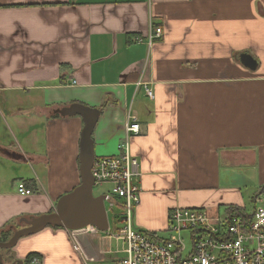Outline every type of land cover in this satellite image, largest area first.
<instances>
[{"label":"crops","instance_id":"crops-1","mask_svg":"<svg viewBox=\"0 0 264 264\" xmlns=\"http://www.w3.org/2000/svg\"><path fill=\"white\" fill-rule=\"evenodd\" d=\"M158 27L151 47L136 42ZM75 103L102 109L96 158L118 156L139 118L138 230L167 238L176 208L252 215L264 201V0H0V242L81 184L84 121L55 114ZM110 234L48 227L0 264H115L124 249Z\"/></svg>","mask_w":264,"mask_h":264},{"label":"built area","instance_id":"built-area-1","mask_svg":"<svg viewBox=\"0 0 264 264\" xmlns=\"http://www.w3.org/2000/svg\"><path fill=\"white\" fill-rule=\"evenodd\" d=\"M162 36L163 29L158 27L146 38L137 37L136 42L151 47ZM147 95L154 99V93L148 88ZM125 132L119 155L96 158L92 168L94 187L109 186L107 202L111 210L119 207L122 211V227L107 231H111V239L125 245L124 257L115 264H264V201L261 197L255 200L250 220L238 214L220 217L204 209L176 208L169 217L167 238L138 230L134 216L141 201V188L135 182L139 163L131 154V138L141 134V124L132 112L127 117ZM18 192L21 195L33 193L24 185H19ZM80 231L100 232L94 226ZM74 240L75 249L81 251L75 237ZM30 264H42L41 258L33 257Z\"/></svg>","mask_w":264,"mask_h":264},{"label":"water","instance_id":"water-1","mask_svg":"<svg viewBox=\"0 0 264 264\" xmlns=\"http://www.w3.org/2000/svg\"><path fill=\"white\" fill-rule=\"evenodd\" d=\"M241 63L248 69L257 67L256 61L249 54L241 55ZM55 114L62 117L81 116L84 128L81 133L80 175L81 184L72 192L62 196L53 213L23 219L26 226L15 231L7 242H0V263H3L1 250L14 248L20 239L35 235L48 227H61L69 231H80L94 226L100 232H107L110 228L106 202L107 195H94V178L92 168L96 159L93 133L99 121L101 111L83 104H72L58 109ZM18 264H23L19 261Z\"/></svg>","mask_w":264,"mask_h":264},{"label":"rangeland","instance_id":"rangeland-1","mask_svg":"<svg viewBox=\"0 0 264 264\" xmlns=\"http://www.w3.org/2000/svg\"><path fill=\"white\" fill-rule=\"evenodd\" d=\"M110 191L109 186H95L94 187V195L95 196H100V195H107ZM252 195H250V198L247 202V210L252 211L253 210V205L251 202ZM106 207L107 211L109 212V218L112 223V225L115 228H121L123 223H122V211L119 207L114 208V210H111L109 202H106ZM113 227V228H114ZM187 243H189L188 238H187ZM114 248L118 250H123L125 249V245L122 242H118V244L114 241ZM120 257H124V255L119 254Z\"/></svg>","mask_w":264,"mask_h":264},{"label":"trees","instance_id":"trees-1","mask_svg":"<svg viewBox=\"0 0 264 264\" xmlns=\"http://www.w3.org/2000/svg\"><path fill=\"white\" fill-rule=\"evenodd\" d=\"M101 112H102V109L100 108L99 109ZM32 185H33V188L34 189H36L37 188V184H36V182H34V183H32ZM264 192V187H262V189H261V191H260V194H262ZM228 215H231V214H238V215H240V216H242V217H244L245 219H248V220H250L251 219V217H252V215H248V214H246L245 212H243V211H240L239 209H235V208H230L229 210H228V213H227ZM52 228H61V227H52ZM118 228H113V230H117ZM112 230V229H111ZM156 237V236H155ZM35 256H37V255H35V254H32V255H30L26 260H25V262H24V264H30V262H31V259L33 258V257H35Z\"/></svg>","mask_w":264,"mask_h":264}]
</instances>
